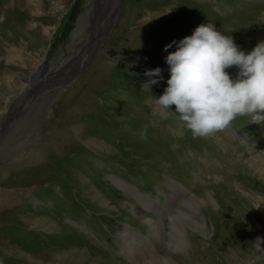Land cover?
Instances as JSON below:
<instances>
[{"label":"rangeland","instance_id":"rangeland-1","mask_svg":"<svg viewBox=\"0 0 264 264\" xmlns=\"http://www.w3.org/2000/svg\"><path fill=\"white\" fill-rule=\"evenodd\" d=\"M207 21L250 50L264 0H0V264H264V122L194 136L152 98L164 45ZM139 238L143 261L122 258Z\"/></svg>","mask_w":264,"mask_h":264},{"label":"clouds","instance_id":"clouds-1","mask_svg":"<svg viewBox=\"0 0 264 264\" xmlns=\"http://www.w3.org/2000/svg\"><path fill=\"white\" fill-rule=\"evenodd\" d=\"M173 45L175 50L164 57L169 71L166 87L152 97L162 114L177 113L181 127L194 136L226 129L239 115H250L256 124L264 122V40L245 51L207 21L164 45V50ZM232 66L238 69L235 78L227 71ZM144 75L148 79L143 85L150 92L163 79L159 66L146 69ZM145 137L146 127L141 132Z\"/></svg>","mask_w":264,"mask_h":264},{"label":"bare ground","instance_id":"bare-ground-1","mask_svg":"<svg viewBox=\"0 0 264 264\" xmlns=\"http://www.w3.org/2000/svg\"><path fill=\"white\" fill-rule=\"evenodd\" d=\"M106 5V4H105ZM104 8V7H103ZM115 9V8H114ZM119 14V13H118ZM117 18V17H116ZM51 63V62H50ZM35 65V64H34ZM53 65V64H52ZM50 67H51V65H50ZM50 71L49 72H51V69H49ZM57 87V86H56ZM33 89L34 88H24V91H23V93H22V95L23 96H25L26 98L30 95V92H29V90L30 91H33ZM60 91V90H59ZM24 92H25V94H24ZM34 93V92H33ZM21 95V96H22ZM21 96L19 97V98H21ZM53 96H54V94H53ZM18 98V99H19ZM24 98V97H23ZM13 102V101H12ZM12 104V103H11ZM10 104V105H11ZM4 115H5V113H4ZM44 116H45V113L43 114V118H44ZM49 117V116H48ZM38 119L40 120V116L38 117ZM40 122V121H39ZM42 122V121H41ZM41 124V123H40ZM80 132H82V131H80ZM78 134H79V132H78ZM80 135V134H79ZM134 137H136V135H134ZM242 140H244V138H242ZM244 141H246V140H244ZM208 160V159H207ZM110 179H112L113 178V176H110L109 177ZM82 180V179H81ZM115 184L117 185V186H119L122 190H123V188L121 187V186H127L125 183H121V185H120V181L117 179V178H115ZM133 185V184H132ZM169 186H172L173 187V189L175 190V191H179V190H182L183 189V187L181 186V185H179V184H177V183H170L169 182ZM96 188L98 187L97 185L95 186ZM125 190L126 191H123V192H125L126 194H131V196L132 197H135L132 193H128V192H133L134 190L131 188V187H125ZM184 190V189H183ZM182 190V191H183ZM143 195H139V196H137L140 200H142L143 201V199H144V197H145V199H146V195L144 196V193H142ZM156 196H160L161 198H162V202H161V204L163 205V203H164V207H161V209L163 210V208H167V205H168V207H172V209H176V214H180L181 213V211H179L180 209H178L177 208V205L175 204L176 203V201L175 200H173L172 198H170V197H168L167 196V194L166 193H164V192H161V191H158V193L157 194H155ZM208 197H207V200H208V205H206V206H204L203 207V209L202 210H207L208 209V207H210L211 209H214V207L212 206V205H217V200H215V198L214 197H212L210 194L209 195H207ZM132 199V198H131ZM204 200V199H203ZM141 201V202H142ZM148 202L150 203V204H152V201H150V200H148ZM201 202H203V201H201ZM212 204V205H211ZM130 211L131 212H133L134 214H136V215H138V216H140V212L138 211V208H136V207H134V209L131 207V205H130ZM172 211V210H171ZM168 213H170V211L169 212H167V214ZM159 214V213H158ZM166 214V215H167ZM141 217V216H140ZM144 218H145V220L144 219H142V218H138V221L137 222H139V223H144V224H146V226H148V225H150L151 226V229H152V232H153V238H154V240L155 241H160L161 240V236H162V230H163V223H162V221H155V220H148V218L147 217H145V216H143ZM126 225H128V223H125ZM199 231V230H198ZM202 233H204V232H201L198 236H199V238H201L202 237ZM200 235H201V237H200ZM146 238V237H145ZM147 240H148V238H146ZM148 241H151V240H148ZM125 241L123 240V238H121V237H119L118 239H117V241H116V244L117 245H121L122 243H124ZM139 244H138V242H135V245H133V244H131V243H129V242H127L126 241V245L124 246V249L123 250H121V252H122V255H123V257L122 258H125V259H127L128 261H130V262H132V263H137V261H133V260H139V263L140 262H142L143 261V258H144V256L141 254V252H142V250L144 249V248H146V245H145V243H141V238H139ZM151 242H153V241H151ZM189 243V242H188ZM190 244V243H189ZM119 245V246H120ZM148 247H152L153 248V246H151V245H148ZM121 248V247H120ZM183 248H187L186 247V245L183 247ZM151 249V248H150ZM15 252V251H14ZM17 253H18V251H17ZM82 256L81 257H85L87 254H86V252H82V254H81ZM98 255V254H97ZM91 256H93V255H91ZM97 258L98 257H100L101 258V260H102V256L101 255H98V256H96ZM96 257L95 256H93V259H91L92 260V262L91 263H93V264H95V262H97L98 263V260L96 259ZM103 259H104V257H103ZM157 259H159L160 260V262L159 261H157ZM106 260V259H105ZM105 260H103V261H105ZM167 260H168V263H167V261H165L163 258H161V257H156V258H154L153 259V261H151V260H146L145 261V264H171V262H170V259H168L167 258Z\"/></svg>","mask_w":264,"mask_h":264}]
</instances>
